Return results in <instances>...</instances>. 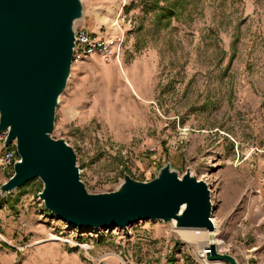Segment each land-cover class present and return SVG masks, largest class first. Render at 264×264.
Listing matches in <instances>:
<instances>
[{"label": "rangeland", "instance_id": "1", "mask_svg": "<svg viewBox=\"0 0 264 264\" xmlns=\"http://www.w3.org/2000/svg\"><path fill=\"white\" fill-rule=\"evenodd\" d=\"M81 1L80 25L110 40L113 54L73 60L55 108V135L75 150L80 179L99 192L123 173L150 180L167 161L179 175L189 169L210 189L207 242L244 246L248 210L264 196V0H189L159 26L140 0ZM10 174L0 170V184ZM41 187L34 178L0 196V250L16 251L17 261L32 245L57 241L95 264H200L197 244L160 220L95 228L90 237L91 227L45 209ZM75 242L90 245L93 258Z\"/></svg>", "mask_w": 264, "mask_h": 264}, {"label": "water", "instance_id": "2", "mask_svg": "<svg viewBox=\"0 0 264 264\" xmlns=\"http://www.w3.org/2000/svg\"><path fill=\"white\" fill-rule=\"evenodd\" d=\"M82 18L81 0H0V131H7L2 146L15 141L18 154L0 196L38 178L45 209L73 227L160 220L212 232L210 189L189 169L179 175L167 161L150 180L123 173L112 190L99 192L80 179L76 152L55 135L54 121ZM208 249L207 260L238 264L213 241Z\"/></svg>", "mask_w": 264, "mask_h": 264}, {"label": "crops", "instance_id": "3", "mask_svg": "<svg viewBox=\"0 0 264 264\" xmlns=\"http://www.w3.org/2000/svg\"><path fill=\"white\" fill-rule=\"evenodd\" d=\"M253 207L248 210L247 225L244 229L252 236L244 246H238V249L228 244L227 249L219 248L220 251L230 252L236 258L238 264H264V196L253 200ZM254 225L253 227H251ZM243 233V232H242ZM254 237V238H253ZM16 251L0 250V264H95L83 260L79 252L67 250L57 241H46L37 243L30 247L26 254L21 253L18 259ZM114 258H108L106 264H113ZM224 262H210L209 264H222Z\"/></svg>", "mask_w": 264, "mask_h": 264}, {"label": "built area", "instance_id": "4", "mask_svg": "<svg viewBox=\"0 0 264 264\" xmlns=\"http://www.w3.org/2000/svg\"><path fill=\"white\" fill-rule=\"evenodd\" d=\"M75 37H76V46L74 49L73 60H81L97 52L103 54L105 57H109L113 54V45L110 40L105 39L103 37H98L96 35H92L81 25L76 28ZM6 133H7L6 130L0 131V170L2 172H12L13 162L18 158V154L15 148V141H12L9 145L5 147L2 146V142L6 136ZM89 229H92L93 232L87 235L90 237H97V234H94L95 228H89ZM75 243L78 244V242ZM79 246L80 248L85 250L88 257L93 258V256H91L88 253V249L91 248L90 245L80 244ZM207 252H209L208 247H204L202 249H196V251L194 252V259L198 261V263L200 264H209L211 261H208L206 259ZM119 262H120L119 264H129L123 258H120ZM178 264H188V263L184 262L183 259L180 258L178 260Z\"/></svg>", "mask_w": 264, "mask_h": 264}, {"label": "trees", "instance_id": "5", "mask_svg": "<svg viewBox=\"0 0 264 264\" xmlns=\"http://www.w3.org/2000/svg\"><path fill=\"white\" fill-rule=\"evenodd\" d=\"M189 0H140L142 5V12L145 13L147 6L151 9L156 10V25H161L162 23L167 24L169 19L179 12H182L185 8V3ZM142 25L140 24L139 27Z\"/></svg>", "mask_w": 264, "mask_h": 264}, {"label": "bare ground", "instance_id": "6", "mask_svg": "<svg viewBox=\"0 0 264 264\" xmlns=\"http://www.w3.org/2000/svg\"><path fill=\"white\" fill-rule=\"evenodd\" d=\"M177 232L180 234L181 238L184 241L197 244L198 249H202L206 247L208 244L207 242V234L209 233L208 230L200 229L199 231H195L186 228H178ZM211 262H218V261H211Z\"/></svg>", "mask_w": 264, "mask_h": 264}]
</instances>
